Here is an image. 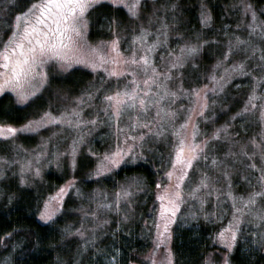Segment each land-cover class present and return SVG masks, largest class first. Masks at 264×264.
Segmentation results:
<instances>
[{"label": "rangeland", "instance_id": "rangeland-1", "mask_svg": "<svg viewBox=\"0 0 264 264\" xmlns=\"http://www.w3.org/2000/svg\"><path fill=\"white\" fill-rule=\"evenodd\" d=\"M13 3H15L16 6H12ZM30 3L31 0H0V20L2 21L0 22V30L1 33H5V29L8 30L7 35L2 36L1 34L2 38L0 37V41L7 40L10 35L9 25L12 24L15 14L23 11ZM103 3L109 4L113 8L120 7L123 12V16L120 21L115 20L116 23H112L110 20L107 21L106 24L109 33H107L108 35L106 37L91 34V24L95 22L93 15L91 17V12L95 7ZM101 4L95 6L93 9H90L86 14V40L91 46H97L100 41H112L114 39L112 30L115 29L116 35L120 38V51L125 56L130 55L132 38L134 35L139 34L140 28L143 26L148 31V43L157 39L160 41V43L156 46L155 51L151 53L153 63L160 72H167L169 70L168 63L171 59L169 55L170 53L179 55L181 46L199 45V51L194 56H189L184 59L182 67L172 70V79L166 82L171 91L177 92V97L175 98V103H171V101L162 102L161 107H171L176 110L178 115L175 124L178 128L179 125L184 123L185 119H187L190 114V109L193 106L194 97H191L188 94H182L179 89L181 84L183 85V88L186 89L188 72L196 70L200 65L202 58L200 48L203 46L204 41L199 34H201L203 24H200V26L194 30L191 35L186 37L183 32L176 29L178 26L177 21L180 20L178 18L176 19V22H172L176 17V11L180 7H186L184 2L182 3L181 0H142L140 15L138 18L132 17L123 6L111 4L109 0H102ZM173 5H175V7H173ZM9 11L11 14L13 13V15L11 19L8 18L9 20H7L6 18L7 15H9ZM184 13L185 12L183 11L182 14H180L181 20L187 22L189 17L186 16V18H184ZM164 25H167V28H165ZM101 26L104 27V24ZM136 47H140L138 42ZM104 51H107V49ZM110 54L115 55V53ZM83 55L87 56L90 54L85 52ZM73 69L63 71L58 66L49 69L50 74L48 83L42 88L41 92L37 93L36 97H33L28 102L30 103L33 100L31 104L33 106L32 110L35 112L38 111L37 107L39 108L40 104L44 107L43 110L37 112V115H32L30 119L21 124L0 122V124H11L19 128L20 126L26 124L29 120H38L45 111L51 112L53 116H60V114L66 109L71 108H77L80 112V119H82L84 123L80 124L78 127H68L67 125L59 124L45 125L36 132L17 133L14 138L5 139L0 137V151L6 152L3 156L0 155V157H4L3 160H0V172L3 173V175H0V185L4 187L15 185L21 189H41L40 187L42 186L43 177L49 167L54 171L53 178L55 175L57 177L62 174H60V170H68L66 181H64L61 185L55 186L50 192L48 191L46 196L41 199L40 207H42V201L50 194L55 193L61 186L66 188V194L64 196L65 202L71 191V188H68L67 186L69 182L72 181H75L74 187H72L75 188V190L76 188H79L84 181L94 182L92 191H95V188H103V183L98 181V179L104 178L108 174L100 177L92 174L97 163V157L102 156L106 152L115 151L117 145L124 147V133L129 131L130 124L137 117H139L140 121L144 123H147L149 120L154 121L153 127L155 128L157 111L155 107L151 108L147 115H143L135 111L125 113L119 119L118 124L115 119L109 120L108 116H106L103 111V95L107 94L109 91L116 90L117 87H124L128 81L132 80L131 75L121 78L119 81L112 78L110 82H107L105 79L106 87L102 90V92H96L95 89L100 88L101 78L105 77L103 71L100 70L93 72L91 68H87L82 64H74ZM212 75L217 76L216 68H214L210 73V76ZM136 78L138 80H142L145 77L138 74ZM195 78L202 79V75H197ZM161 81H163V77H161ZM210 83L213 86L212 80H210ZM141 87H143V85H141ZM198 89L201 91V97L204 96L205 92H207L208 97L212 94L211 90L202 88V86ZM156 91L157 89L153 88V93ZM55 92H60V95L53 97L52 95H54ZM87 92L93 93L92 98L88 99L85 97L84 104L77 105L75 103V99L81 97ZM216 92L217 93L214 95H218L221 91L217 90ZM3 95H7L8 98L18 106H25L28 104L17 103L15 95L9 91L0 94V98ZM219 97L220 96H218V98ZM181 105L184 107L181 108ZM244 108L245 105L243 106V109ZM198 111L199 106L196 105V110L191 112V120L189 121L187 129V132L190 134L192 131V124H196L198 126L199 135L197 137V141L203 140L207 136H211L217 128L227 127V132H222L220 139L211 142L210 147L206 152L210 159L207 161L201 159L195 169L189 170V177L186 178L185 184L182 185L185 202L181 205L175 221L170 224L171 239L167 242L166 246L161 244L160 248L156 250V224L160 223L161 231L163 230V223L159 221L158 218V202L155 215L150 220L155 234L151 237L152 244L144 255L145 261L143 264H152L153 258L155 259V264H162V262L163 264H167L165 258L167 256L168 249L171 250V264H175L176 259L173 241H179V239L184 240L186 244L188 242L195 241L196 243V241H198L203 244V247L209 240H211V245L214 244L218 246V249L212 248L208 250L202 259L197 261V258L192 259L190 264H205V261L209 259L212 264H224L225 256L228 257L229 264H233L231 262V253L238 245L241 247V253L246 256V258H249L250 261H254L257 255H264V247L252 243L253 239L258 240L260 234L264 232V221L259 220L258 217L249 215L247 211L245 212L244 220L249 221V223L242 224V235H238L237 246L234 247L230 254L228 249L223 244H221L218 240L213 239V237H215V235L219 232L220 228L227 226L228 221L232 218V200L227 197V193L229 191H231L235 196H243L245 199H247L250 194L255 192L264 193V182L260 180L261 174L264 173V162H262L260 158V149L254 148L250 143L253 139L256 140L257 144L262 142V134H264V121H262L263 128L261 129V137L257 134V130L253 125L251 126V131L255 130L253 134L238 136L234 134V129L229 126L228 123L215 122L214 112L211 109L209 110L208 108L205 110V116L209 117V119H204V117L196 115V112ZM258 119H255V122H258ZM92 120H96L97 123H89ZM118 128L123 129V132L118 131ZM245 130L246 129H244V131ZM144 131H146V129ZM129 134L139 135V132L131 131ZM81 136L83 137V142H79L78 140ZM74 140L77 141L75 166H73L72 155ZM171 140V130L169 131L166 139L157 138L155 136H146L145 141L142 144L139 141L136 142V152L138 156L141 154L142 145H163L166 153L159 152L156 159L159 163L163 164L165 173L170 167L168 164V158ZM129 143H131V141H129ZM242 149L247 151L249 155L245 156L242 153ZM92 152L96 153L93 164L91 167L85 168L84 162L88 161L89 157H93L91 155ZM229 152L234 155H227ZM253 152L256 153L255 156L251 155ZM213 156H215L218 161L216 166L212 165L211 157ZM125 159L129 161L126 164H131L135 163L136 160L138 161L139 158H137L134 162L131 161L130 157H125ZM28 161H31V167L24 172V179L26 183L21 184L20 169L21 166L25 165ZM253 163L256 165V168H252L250 166ZM120 167L114 169L113 172L118 170ZM36 168L40 169V174L38 176L34 175V170ZM225 172L228 173L227 176L224 175ZM204 173H207V183L209 187L199 191L196 194V197L189 196L188 193L197 183L200 182ZM229 182L231 187H229ZM161 183H175V176H173L172 181H169L164 176ZM129 184L135 186L137 184V180L131 179L122 185V187L125 185L128 186ZM97 193L98 192H94L95 198L97 197ZM108 198L106 196H101L100 201H93L96 206L94 209H90V211L91 213L95 212L96 215L92 216V218L102 219L103 217H110L111 214L121 213L122 206H120V204L122 199L117 205L110 199L108 200ZM114 198L116 200V196ZM256 200L257 204L254 206V211L264 209V195L256 197ZM201 201H203V203H201ZM102 205L108 206L101 207ZM236 207H243L239 200H237ZM36 213V217L38 218L37 207ZM221 216H223V219H221ZM253 233L256 235L253 236ZM180 250H182L181 246L178 251L179 254L181 252ZM154 251L155 256L153 257ZM113 257L115 259H113ZM117 257L111 256V259L108 260L110 263L120 264L117 261ZM179 263L185 264L183 260H179Z\"/></svg>", "mask_w": 264, "mask_h": 264}, {"label": "snow or ice", "instance_id": "snow-or-ice-1", "mask_svg": "<svg viewBox=\"0 0 264 264\" xmlns=\"http://www.w3.org/2000/svg\"><path fill=\"white\" fill-rule=\"evenodd\" d=\"M109 2L113 5L123 6L134 18H138L140 15L142 0H109ZM101 3L102 0H31V3L23 11L17 12L12 24L9 25L10 35L7 40L0 41V94L9 91L15 95L17 103L27 104L48 83L49 69L55 66H58L63 71L73 69L74 64H82L87 68H91L93 72L102 70L105 77L101 78L100 88L95 89L96 92H100L106 87L105 79L107 82H110L112 78L119 81L121 78L131 75L132 80L128 81L124 87H117L116 90L109 91L103 95V111L109 120L115 119L118 124L119 119L125 113L135 111L147 115L150 109L155 107L157 109L155 128L153 127L154 121L149 120L144 123L137 117L130 124L129 131L124 133V147L117 145L115 151H109L97 157V163L92 174L100 177L112 173L114 169L129 162L125 157H130L133 162L137 158H142V153L138 156L136 152L137 141L142 144L146 136L166 139L171 130L172 140L170 141L171 146L168 158L170 167L164 173V176L169 181H172L173 176H175V183H157L156 185V200L159 202L158 218L163 223L162 231L160 223L156 224L157 243L155 249L158 250L161 244L166 246L171 239L170 224L175 221L181 205L185 202L182 185L185 184L186 178L189 177V170L195 169L201 159L205 161L210 159L206 152L211 142L220 139L221 133L227 132V127L215 129L211 136H207L200 141H197L199 128L196 124H192L190 134L187 132L189 121L191 120V112L196 110V105L199 106V111L196 112V115L209 119V117L205 116V110L209 107L208 94L205 92L204 96L201 97L200 89L188 90L184 89L182 84L180 85L179 91L182 94L194 97V100L189 116L178 128L175 124L178 115L176 110L171 107H161L162 102L171 101V103H175V98L177 97V92L171 91L166 83L172 79V70L182 67V62L187 57L194 56L199 51V45L181 46L179 55L170 53L171 59L168 63L169 70L167 72H160L153 63L151 53L155 51L160 41L157 39L148 43V31L143 26L140 28L139 34L134 35L132 38L130 55L125 56L120 51V38L116 35L115 29L112 30L114 35L112 41H100L97 46H91L86 40V14L90 9ZM12 6H16L15 3ZM244 11L251 13L253 23L249 24L248 27L252 31H255L256 27H260V35L264 36V22L259 25L255 23L258 18L257 12L250 3L244 5ZM261 15H264V13H261ZM201 20L203 23L211 21L210 12L206 8L201 12ZM112 23H116L115 20ZM164 27L167 28V25H164ZM137 42L139 43V48L136 47ZM243 43L245 41H241L237 37L235 47H239ZM105 49L107 51H104ZM233 51L234 46L230 42L228 52L224 54L225 61H227ZM252 51L255 52V49L253 48ZM85 52L90 55H83ZM110 53H115V55ZM261 60L264 61V55L261 56ZM217 67H219V64L214 65V68ZM244 67L245 65L240 63L232 65L231 69L238 74H244ZM260 70L264 71V64L260 66ZM225 71L227 72V69ZM138 74L145 78L138 80L136 78ZM161 77H163V81H161ZM209 79L213 81L211 89L213 94L217 90L223 91L224 83L227 82L225 77L217 79L215 75H212ZM259 79H264V77ZM204 87L207 89V85ZM153 88L157 89L155 93H153ZM92 96V92H87L76 98L75 103L83 105L85 97L91 99ZM254 100H256L255 88L249 94L245 108L242 110L243 113L250 111L249 106L252 109L257 107L253 103ZM211 103H215V101H211ZM183 107L181 105V108ZM241 115L242 113L236 114V116ZM260 119L264 121V105L260 106ZM82 123L84 121L80 119V112L77 108L66 109L60 116H53L51 112L45 111L38 120H29L19 128L11 124H0V137L5 139L14 138L17 133L36 132L45 125L59 124L67 125L68 127H78ZM89 123L95 124L97 121L92 120ZM145 129L146 131H144ZM118 131L123 132V129L118 128ZM131 131H138L139 135H130ZM78 140L83 142V137H79ZM250 143L254 148L260 149V158L264 162V134H262V142L260 144H257L255 139L250 141ZM73 145V166H75L76 140L73 141ZM242 153L245 156L249 155L244 149H242ZM91 155L96 156V153L92 152ZM227 155L234 154L229 152ZM251 155L255 156L256 153L253 152ZM3 159L4 157H0V160ZM211 161L213 166L218 163L215 156L211 157ZM250 166L256 168L254 163ZM30 167L31 161L21 166V184L26 183L24 172ZM39 174L40 169L36 168L34 175L38 176ZM0 175H3V173L0 172ZM224 175L227 176L228 173L225 172ZM260 180L264 182V173L261 174ZM207 181V173H204L200 182L191 189L188 195L196 197L199 191L209 187ZM74 184L75 181L69 182L67 187L72 188ZM229 187H231L230 182ZM135 190L140 191L141 189L137 187ZM77 193L79 194V189H77ZM65 194L66 188L61 186L55 193L50 194L42 201V207H40L38 202V219L46 225L54 223L63 212ZM132 195L131 184L122 187L116 193V204L118 205L121 199L128 201ZM262 195L264 193L255 192L245 199L243 196H235L231 191L227 193V197L232 200V218L228 221L227 226L220 228L213 239L223 244L228 249L229 254L237 246L238 235H242V224L249 223V221L244 220L246 211L249 215L264 221V209L254 211V206L257 204L256 197ZM237 200L241 202L243 207H236ZM107 206L102 205L101 207ZM91 215L95 216L96 213L93 212ZM221 219H223V216H221ZM65 232L68 235H78L81 238L85 236V233L79 228L72 232L71 226L67 227ZM255 235L253 233V236ZM87 243L89 241L86 240L85 245ZM252 243L264 247V232L260 234L258 240L253 239ZM154 256L155 251L153 252ZM113 259L115 258L113 257ZM165 259L167 264H171L170 249H168ZM152 264H155L154 258L152 259ZM205 264H212V262L209 259L205 261ZM224 264H229L227 256L224 258Z\"/></svg>", "mask_w": 264, "mask_h": 264}, {"label": "trees", "instance_id": "trees-1", "mask_svg": "<svg viewBox=\"0 0 264 264\" xmlns=\"http://www.w3.org/2000/svg\"><path fill=\"white\" fill-rule=\"evenodd\" d=\"M181 2H184L186 7H180L176 11L175 19L173 17L174 21H171L176 22L178 18L181 20L180 14L184 11V18L187 16L189 19L187 22L177 21L176 29L183 32L186 37L203 24L199 35L204 41L200 48L202 57L200 65L196 70L188 72L186 89H198L201 86L205 88L207 85V89L211 90L213 86L209 76L214 65L219 64L216 68V77L217 79L225 77L227 82L218 95L212 93L208 97V108L214 112L215 122L228 123L238 136L253 134L255 132L251 131L253 125L261 137L263 125L260 119V106L264 105L262 99L264 79L259 78L264 77V71L260 70V66L264 64L261 60V56L264 55V36L260 35V27H256L255 31L248 27L253 21L251 13L244 11V5L248 3L252 5L258 17L255 23L259 25L264 22V15H261L264 13V0H181ZM204 8L211 15V21L208 23L201 20ZM12 15L13 13L9 11L6 19H11ZM92 15L95 22L91 24V34L106 37L109 33L107 21H120L123 12L120 7L113 8L103 3L92 10L91 17ZM7 31L5 29V33H1L0 30V37L1 34L7 35ZM237 37L245 41L239 47H235ZM230 42L234 46V51L225 61L224 54L228 52ZM253 48L255 52L252 51ZM240 63L245 65L244 74H238L231 69L232 65ZM197 75H202V79L195 78ZM254 88L256 100L253 103L257 107L252 109L250 106V111L243 113V106L246 105ZM59 93L55 92L52 96L57 97ZM32 102L33 100L25 106H18L7 95H3L0 98V122L12 124L26 122L44 108L40 104L39 108L37 107L38 111L35 112L32 110ZM237 113L242 115L236 116ZM255 119H258V122H255ZM159 152L166 153L161 144L142 145V158L135 163L124 164L118 170L98 179L103 183V188H95V191H92L94 185L92 181L82 182L76 190L71 188L64 202L63 212L54 223L47 225L36 217V207L48 191L66 181L68 170H60L62 174L53 178L54 171L49 167L43 177L41 189L0 185V264L5 262V264H113L108 260L111 256H118L117 261L120 264H143L144 255L152 244L151 237L155 234L150 220L154 217L158 204L156 185L161 183L164 177L163 164L156 159ZM5 153L0 151L2 156ZM94 158L89 157L88 161L84 162L85 168L91 167ZM131 179H136L137 184L132 185L133 195L130 199L121 200V213L111 214L110 217L102 219L92 218L90 209L96 206L93 201H100L101 196H106L110 197L108 200L116 203L115 194ZM137 187L141 190L136 191ZM94 192H98L96 198ZM69 226L72 232L76 228L81 229L85 236L81 238L78 235L66 234L65 229ZM86 240L89 241L87 245ZM210 243L211 240L203 247L198 241L186 244L182 239L174 240L175 264H180L179 260L190 264L192 259L197 258L196 261L202 259L208 250L218 249L217 245ZM180 246L182 250L179 254ZM231 262L263 264L264 255H257L254 261H250L241 253V247L238 245L231 253Z\"/></svg>", "mask_w": 264, "mask_h": 264}]
</instances>
